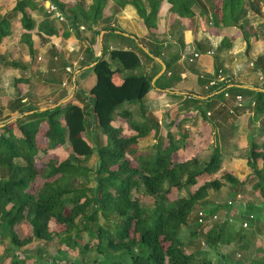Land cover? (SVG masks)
<instances>
[{"label":"trees","instance_id":"1","mask_svg":"<svg viewBox=\"0 0 264 264\" xmlns=\"http://www.w3.org/2000/svg\"><path fill=\"white\" fill-rule=\"evenodd\" d=\"M161 1L119 0L118 3L121 6L133 5L149 34L155 28ZM207 1L215 20L224 26L236 23L246 11L243 7L245 0ZM27 2L29 0H18L14 10L22 12L20 18L23 27L32 29L34 21L23 11ZM167 2L169 12L180 17H192V7L200 0ZM56 3L69 13L68 17L74 23L77 15H80L81 20L91 26L102 17L106 0H92L87 7L81 5L79 0L77 4L60 0ZM262 5L264 0L248 1L249 8L256 11ZM51 25L48 19L43 18L38 27L51 35L55 33ZM9 32L7 19L4 18L0 21V42ZM29 45L32 54V45ZM138 53L153 63V70L148 74L128 75L119 84L115 83L114 76L121 70H133L141 66ZM108 55L110 60L119 61L121 68H113L104 54L94 61L92 71L96 81L89 89L91 104L84 102L80 106L72 98L52 108L40 110L39 106L26 105L20 97L9 101L7 108L11 114L0 121L3 124L0 127V227L8 226L12 242L25 246L35 240H52L54 233L49 230L52 221L62 226L68 236L75 231L72 238H67V244L76 246L87 233L98 239L95 248L99 252L102 251V242H105L106 248L120 252L119 258L127 256L126 261L113 259L110 264H214L205 257L187 252L178 232L187 225L194 206L202 208L209 189L218 191L227 185L250 183L254 191L264 198V141L260 145L252 143L249 147L246 159L251 175L244 180L229 169L220 171L221 155L215 149L205 161L198 157L179 161L175 157L178 147L174 142L139 150L138 142L153 130L149 121L131 120L130 112L122 110L120 114L127 119L132 131L126 135L120 127L113 126L114 114L119 106L140 102L152 88L158 87V82L167 75L168 65L155 86H152L151 81L160 65L138 45L135 50L115 48ZM155 55L161 58L160 53ZM15 82L21 83L24 79ZM74 95L78 96L76 93ZM258 96L264 98V93H258ZM192 101L201 102L195 98ZM262 103L264 99L255 103L257 110H264ZM30 111L33 112L27 113ZM91 117L94 119L93 143L86 136V133L91 132ZM40 135L46 139V144L38 141ZM65 143L68 144L66 159L60 161L53 156L42 166L36 164V152L40 148L49 151ZM93 154L97 155V164L91 168L87 163ZM16 159L23 162L19 163ZM37 177H41L42 182L35 185ZM194 186L196 189L193 192L181 195L183 190ZM141 187L146 195L153 197L154 209L151 214H147L139 201L131 197L133 191ZM173 192L176 193L175 197L170 200L169 195ZM224 208L214 205L210 209L200 210L205 216L203 222L197 220L195 231H200L203 242L208 246L227 245L232 241L240 244L244 240L246 228H236V224L223 213ZM248 210L247 215L239 220H248L251 224L257 217ZM262 211L264 213V204ZM99 214L105 218V227L113 229L114 237L102 227L96 231L88 229L87 223L97 221ZM214 214L219 215L217 219L212 218ZM249 214L253 215V219L248 218ZM114 215L118 219L111 222L109 217ZM25 222L30 225L32 233L20 240L14 227ZM82 244L86 250L90 248L87 242ZM27 260L11 258L10 264H27ZM48 264H82V261L76 257L67 260L63 256L52 258Z\"/></svg>","mask_w":264,"mask_h":264},{"label":"crops","instance_id":"2","mask_svg":"<svg viewBox=\"0 0 264 264\" xmlns=\"http://www.w3.org/2000/svg\"><path fill=\"white\" fill-rule=\"evenodd\" d=\"M17 1L0 0V21L7 19L10 30L0 42L2 117L11 114L7 106L16 97L26 105L36 106L34 102L37 105L43 102L40 110L64 103L62 101L68 97L80 106L84 102L91 104L89 89L96 81L92 71L94 61L101 54L109 57L112 49L135 50L136 45L142 44L152 56L161 54L162 61L168 65L167 75L142 101L119 106L113 126L120 127L123 134L132 133L127 119L120 114L127 110L131 120H148L153 127L150 135L138 142L139 150L174 142L178 147L175 157L179 161L194 157L205 161L215 149L221 155L220 171L229 169L241 180L251 175L246 159L248 149L252 143L260 145L264 141V110H257L255 104L264 99L258 96L264 93V5L256 11L249 8L247 2L243 6L244 15L236 23L224 26L211 14L207 0H200L192 7V17L169 12L167 0H162L155 28L147 34L134 6H121L119 0H106L102 17L91 26L84 23L80 15L74 23L58 4L63 20L49 17L52 15L49 6L54 4L50 0H29L24 10L34 21L32 29L23 27L22 12L14 10ZM79 2L87 7L92 0ZM43 18L51 20L55 33L47 35L39 29ZM195 52L199 57L187 60ZM138 55L141 66L121 70L114 76L115 83L119 84L128 76L125 73L148 74L153 70V63ZM154 57L151 58L156 61ZM161 68L160 65L156 75ZM55 76L59 77L57 81H54ZM17 79H24V82L16 83ZM59 95L61 97L56 99ZM192 98L201 102L192 101ZM136 112L138 118L134 119ZM115 116L126 125L123 122L114 124ZM90 123L91 134L86 133V136L93 143V117ZM102 137L105 140V136ZM261 221L264 226V213ZM256 237H252V241L255 240L252 259L255 264H264V238Z\"/></svg>","mask_w":264,"mask_h":264},{"label":"rangeland","instance_id":"3","mask_svg":"<svg viewBox=\"0 0 264 264\" xmlns=\"http://www.w3.org/2000/svg\"><path fill=\"white\" fill-rule=\"evenodd\" d=\"M51 3L57 5L55 0H50ZM18 2V1H17ZM248 0H245V4H247ZM17 4V3H16ZM16 6V5H15ZM25 8H23V11ZM49 17H53L50 15ZM48 18V17H47ZM50 22L51 20L48 19ZM105 57L110 61L111 66H121V63L116 60H110L107 54ZM132 72V71H128ZM131 73H125L124 75H129ZM140 75L139 72H132V75ZM57 76H55L54 81H57ZM70 78H68V82ZM87 93V90H85ZM65 94V90L61 93ZM59 95L57 98H60ZM36 106H41L43 102H40L37 105V102H34ZM5 105V103H2ZM1 104V105H2ZM138 112L134 116V119L138 118ZM0 114V121L5 119V117ZM119 117L115 116L114 124L120 125ZM126 125V122H123ZM92 124V122L90 123ZM124 129H127L126 126ZM128 132V131H127ZM91 134V132H88ZM38 141L41 144H46V139L40 135L38 137ZM68 149L66 143L57 149L45 151L43 148L38 150L37 155L35 157L36 164L38 166H42L44 162L48 161L51 157L55 156L60 161L64 160L68 156ZM248 154V153H247ZM206 160V159H205ZM17 162L22 163L23 160L16 159ZM97 164V155H93L88 161L87 165L91 168H94ZM42 182L41 177H37L35 185H38ZM196 189V186L186 188L181 192L182 196L187 195L189 192H193ZM207 197L204 199V205L202 208L199 206H194L192 213L190 214L187 225L181 227L178 232V236L183 240L182 242L186 245L187 252H193L197 257H205L208 260H211L214 264H255L252 259L253 250L252 246H254V242L252 241V237L256 238H264V226L261 224V219L263 216L262 205L264 204V198L251 186L250 183H246L244 185H234V186H224L218 191H213L209 189ZM176 193L173 192L169 195V199L172 200ZM139 201L140 206L146 210L147 214H151L154 209V200L153 197L146 195L143 191V188H139L136 191L134 190L132 196ZM228 201L232 202L231 211L229 214L233 212V220L236 225V228H239V218L247 215V209L250 212H254L256 215L255 221H253L250 226L244 229V240L239 244L238 241H232L230 244L217 245L216 247H211L205 244L203 236L200 234V231L196 232L197 220H199V211L202 209H210L214 205L225 206ZM223 208V207H222ZM221 208V209H222ZM224 213V211H223ZM229 214H227L229 216ZM217 216H219L217 214ZM111 222H114L118 219L116 215L109 217ZM260 219V220H257ZM105 218L99 214L98 220L92 223H87V227L89 230L96 231L98 228L102 227L103 230L108 235H112L114 237L113 229H109L105 227ZM199 222V221H198ZM49 230L54 233V237L52 240H38L33 241L31 243L26 244L25 246L16 245L12 242L10 237V230L8 226L0 227V264H10V259L12 258H28L27 264H48L52 258L66 257L67 260H71L75 258L77 260H81L82 264H110V260H118L123 259L126 261L127 256L123 255L119 258L118 251H111L106 248V243L102 242V251L99 252L95 247L97 246L98 239L96 236H90L87 233L83 235L78 244L74 247L72 244H67V238L74 236V232L68 236L63 227L50 222ZM14 231L17 233L20 240H24L31 235V227L28 223H23V225H16L14 227ZM240 231V230H238ZM255 235V236H254ZM83 242H87L90 244V248L86 250L83 247ZM121 255V254H120ZM116 256V257H115ZM115 257V258H114Z\"/></svg>","mask_w":264,"mask_h":264},{"label":"built area","instance_id":"4","mask_svg":"<svg viewBox=\"0 0 264 264\" xmlns=\"http://www.w3.org/2000/svg\"><path fill=\"white\" fill-rule=\"evenodd\" d=\"M49 12L52 13V15H53L54 18H56L58 20H63V17H62L63 15H62V13H61V11H60V9H59V7L57 5L51 4L49 6ZM211 54H212V52H211ZM199 55L200 54L198 52H195V53H193L192 57H189V59H187V60L193 61V59L199 57ZM238 99L241 100V96H238ZM252 104H254V103H252ZM262 104H264V103H262ZM232 205L233 204H232L231 201H228L227 202V204L225 205V208H224V214L225 215L229 214V211H231V208L233 207ZM199 216H200L199 222H203L205 213L203 211H199ZM212 218L213 219H217L218 218L217 214H214L212 216ZM248 218L249 219H253V215L252 214H249ZM229 220L230 221L233 220V212L231 214H229ZM239 226H241L242 228H248V226H249L248 220H242V221H240L239 222Z\"/></svg>","mask_w":264,"mask_h":264},{"label":"water","instance_id":"5","mask_svg":"<svg viewBox=\"0 0 264 264\" xmlns=\"http://www.w3.org/2000/svg\"><path fill=\"white\" fill-rule=\"evenodd\" d=\"M100 43H101V38H100ZM140 47L147 53V54H149L151 57H154V56H152L149 52H148V50L142 45V44H140ZM155 59H156V61L161 65V70H160V72L152 79V81H151V83L153 84V81L156 79V78H158L161 74H162V72H164L165 71V69H166V65H165V63L162 61V59L161 58H159V57H154ZM73 92V91H72ZM69 98L70 97H68V98H66V99H64L62 102H66V101H68L69 100ZM59 105V104H58ZM45 109H47V108H44V110ZM33 111H30V112H27V113H32ZM26 113V114H27ZM12 120H14V119H12ZM3 126V124H0V127H2Z\"/></svg>","mask_w":264,"mask_h":264}]
</instances>
